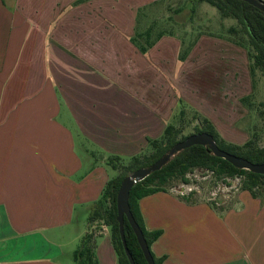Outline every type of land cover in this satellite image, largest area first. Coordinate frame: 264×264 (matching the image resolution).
<instances>
[{"label": "crops", "instance_id": "crops-1", "mask_svg": "<svg viewBox=\"0 0 264 264\" xmlns=\"http://www.w3.org/2000/svg\"><path fill=\"white\" fill-rule=\"evenodd\" d=\"M154 1L0 0V264H69L75 219L116 175L106 159L139 155L174 109L201 113L204 99L216 131L245 140L235 127L246 113L238 98L255 93L245 48L201 33L192 51L202 56L176 62L182 40L163 33L141 53L138 11ZM191 197L138 200L144 227L161 231L149 247L161 264H264V196ZM92 251L96 264H117L106 232Z\"/></svg>", "mask_w": 264, "mask_h": 264}, {"label": "trees", "instance_id": "trees-1", "mask_svg": "<svg viewBox=\"0 0 264 264\" xmlns=\"http://www.w3.org/2000/svg\"><path fill=\"white\" fill-rule=\"evenodd\" d=\"M200 1H204L214 7L219 12L220 16L229 17L235 20L239 25V28L236 26H230L227 29V32L231 35H237L239 32L245 35L246 44L234 39L232 41L235 44L244 47L246 50L248 72L252 84L255 71L260 73V76L264 81V13L241 0ZM163 33L164 32H158L153 39H150L148 37V27L140 33L135 34L134 38H132V42L137 46L141 53H145L147 48ZM191 46L192 45L190 44L185 48L188 49ZM184 49L180 47L177 55L178 61L183 60L185 57ZM251 97V94L242 96L240 97V102L249 107L252 104L250 101ZM178 102H181L180 99H178ZM257 104L263 108L260 112L262 113V125L264 128V100ZM183 112V110L178 111L179 114H183ZM196 114L199 116L200 124L195 125L191 133L207 132L212 136L219 149L242 157L252 163H261L264 161V143L259 145L253 138L255 134L242 144L228 142L218 134L212 123L206 117L201 116L197 112ZM178 132L179 130L174 128L170 122L164 127L158 138L149 140L148 147H151L152 151L147 155L140 158L138 155L131 156L127 164H124L119 157L116 156H109L106 159L107 164L116 170V175L105 182L98 198L89 208L87 215L88 232H85L82 235L77 248L72 253L73 260L76 264H96L92 251L93 236L95 235L91 230L93 222L104 224L109 228V239L116 256L117 264H129L122 249L117 221L115 219L114 198L118 185L128 172H132L139 167L150 165L165 153L176 141L186 136L183 135L177 138ZM194 169L210 172L214 179L221 180L222 182H226L225 179L227 178L238 177L239 189L248 191L252 196H264V174L235 168L224 159L212 155L205 146L191 145L182 149L174 154L158 170L152 171L140 181L135 182L128 191L127 202L129 210L139 226L148 248L160 235L161 231L159 229L147 230L144 227L138 208V200L145 195L157 191L169 190L170 187L177 183H188L189 179L187 173ZM193 193L194 192L190 190L179 195L186 202H193L194 198L191 197ZM210 202L211 201H209V203ZM123 236L125 245L134 264H146L135 240V236L125 218L123 219ZM151 256L154 264H161L162 257L156 258L152 253Z\"/></svg>", "mask_w": 264, "mask_h": 264}, {"label": "rangeland", "instance_id": "rangeland-1", "mask_svg": "<svg viewBox=\"0 0 264 264\" xmlns=\"http://www.w3.org/2000/svg\"><path fill=\"white\" fill-rule=\"evenodd\" d=\"M137 17L138 21L136 29H140L143 31L145 28L149 27L148 37L150 39H153L158 32L171 33L182 40L183 45H181V47L183 49L190 44L192 45V43L201 33L207 35H222L230 37L232 40H238L243 44H246V37L243 33L239 32V34L237 35H231L227 32V29L230 26H236L237 28H239V25L235 22L234 19L220 16L219 12L214 7L200 0H156L148 5H142L138 11ZM206 41V38H203L199 43V46H203V56L206 60L204 65L205 87H207V89L209 90H212L214 81L210 79V73L212 70L211 59H213V53L211 52L210 42ZM192 46L188 49L185 48V51L183 50L185 52V57L189 56L190 61L195 60V54H201L202 56V48L199 49V52L198 48H194L192 51ZM176 62H178L177 59ZM253 87L255 93L254 97L250 98L252 104L249 107L240 102V97L242 96L238 98V102L246 109V113L242 116V118L239 119L240 122L236 123L235 127L245 128L246 138L243 142H245L249 137H252V135L255 134L253 138L259 145H262L264 143V128L262 125V113L260 111L263 108L257 103L264 100V81L258 71H255L254 74ZM174 97H178V93L176 91ZM201 101L204 102V104L200 105V107L203 109V111L201 112L203 115L199 112L198 113L201 116L209 118L211 121H213V105L207 104L204 99ZM173 111L174 112L170 122L172 123L174 128H177L179 130L177 138L183 135H188L192 132L195 125L200 124L199 116L191 107L184 108L183 114H179L177 109H174ZM223 134L226 135L225 137L227 139L221 134L219 135L224 140L232 142L228 140V138L232 140V138L229 137L228 133ZM235 140L240 143H232H243L241 142L242 139ZM151 151V147H147L138 156L140 158L144 155H147ZM123 161L124 164H127L129 162V159H127V157H124ZM129 173L131 172H128L127 174ZM187 177L189 179L188 183H177L170 187L169 190L178 193L180 187L185 191L190 189L196 194L197 198L207 199L211 201L227 200L230 196H232L236 191L239 190L238 177L227 178L225 179V181L227 182L226 183L224 181L222 182L221 180L214 179L211 176L210 172L200 169H194L191 172L187 173ZM99 224L96 222L92 223V232L95 234L97 232H106V235H108L109 237V228L104 224ZM74 226L77 227L73 229V233H75V230H78L79 232H81V238L83 235V230H85L87 227V213L83 212V215L82 213H80L79 216L75 219ZM79 240L73 243V245L71 246V251L69 255H67L69 264H75L72 257V252L73 249L77 248Z\"/></svg>", "mask_w": 264, "mask_h": 264}, {"label": "water", "instance_id": "water-1", "mask_svg": "<svg viewBox=\"0 0 264 264\" xmlns=\"http://www.w3.org/2000/svg\"><path fill=\"white\" fill-rule=\"evenodd\" d=\"M245 3L253 6L257 10L264 13V0H241ZM191 145H201L205 146L206 149L214 156L219 157L227 161L235 168L246 169L253 173L264 174V161L261 163H252L242 157L230 154L224 150L219 149L212 136L207 132H197L190 133L183 137L182 139L176 141L165 153L158 157L154 162L145 167H139L133 170L131 173L125 175L117 188L114 205H115V219L117 221L118 233L120 242L122 245L123 252L129 264H134L130 253L125 245L123 236V219L125 218L129 227L131 228L137 245L141 251V254L146 262V264H154L153 258L151 256L150 250L144 240L142 232L135 222L128 206V191L131 186L143 179L146 175L152 171L158 170L162 165H164L174 154L182 149H185Z\"/></svg>", "mask_w": 264, "mask_h": 264}, {"label": "built area", "instance_id": "built-area-1", "mask_svg": "<svg viewBox=\"0 0 264 264\" xmlns=\"http://www.w3.org/2000/svg\"><path fill=\"white\" fill-rule=\"evenodd\" d=\"M190 189H188L187 191H189ZM187 191H185L184 189H182L181 187L178 190V194H183L186 193Z\"/></svg>", "mask_w": 264, "mask_h": 264}]
</instances>
